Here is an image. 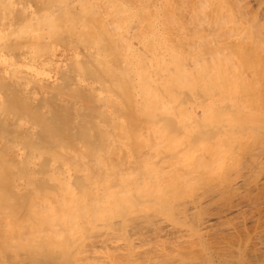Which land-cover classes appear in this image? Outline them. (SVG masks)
<instances>
[{
    "label": "bare ground",
    "instance_id": "obj_1",
    "mask_svg": "<svg viewBox=\"0 0 264 264\" xmlns=\"http://www.w3.org/2000/svg\"><path fill=\"white\" fill-rule=\"evenodd\" d=\"M0 264H264V0H0Z\"/></svg>",
    "mask_w": 264,
    "mask_h": 264
}]
</instances>
